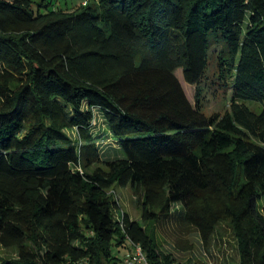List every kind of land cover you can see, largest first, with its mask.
<instances>
[{
    "label": "trees",
    "instance_id": "obj_1",
    "mask_svg": "<svg viewBox=\"0 0 264 264\" xmlns=\"http://www.w3.org/2000/svg\"><path fill=\"white\" fill-rule=\"evenodd\" d=\"M59 2L0 0V245L14 250L0 264H123L133 244L177 264L147 227L172 212L203 245L226 225L238 264H264V0ZM214 43L231 95L205 115ZM94 109L106 133L93 135ZM101 135L116 158L101 159Z\"/></svg>",
    "mask_w": 264,
    "mask_h": 264
},
{
    "label": "rangeland",
    "instance_id": "obj_2",
    "mask_svg": "<svg viewBox=\"0 0 264 264\" xmlns=\"http://www.w3.org/2000/svg\"><path fill=\"white\" fill-rule=\"evenodd\" d=\"M39 1V0H38ZM51 1L56 4L58 0H45V3ZM83 0H60L57 5L73 8L79 6ZM219 43L212 44L208 54V67L206 74L200 83L201 93V111L205 115L222 114L228 109V101L231 95L230 89L226 93L220 91L221 84L217 80L216 53L220 49ZM178 77L184 92L191 103L194 102V86L186 84L180 75V70H177ZM253 113L260 114L262 106L257 101H241ZM93 121L95 127L92 131L93 135L98 132L105 131L104 117L97 109L93 110ZM97 132V133H96ZM68 133H72L68 131ZM109 134V133H107ZM114 137L100 136L96 139V145L100 147L101 159L112 160L117 157ZM114 196L118 199L121 208L127 212L130 218L139 220L140 208L135 203L132 192L128 187L113 186ZM259 206H264V196L258 200ZM177 217V214L172 212L169 218L161 220L157 223L151 222L147 227L152 229L159 246V249L164 253H169L175 259L177 264H193L194 262L204 264H238V255L236 251L235 241L226 225H220L213 236L209 239L207 245H203L201 239L195 229L183 225ZM130 245L127 243L125 247L116 249L114 253L118 258H123L128 252ZM14 257L13 249H5L0 245V261L4 258Z\"/></svg>",
    "mask_w": 264,
    "mask_h": 264
},
{
    "label": "built area",
    "instance_id": "obj_3",
    "mask_svg": "<svg viewBox=\"0 0 264 264\" xmlns=\"http://www.w3.org/2000/svg\"><path fill=\"white\" fill-rule=\"evenodd\" d=\"M132 247V252L123 258V264H148L140 245L133 244Z\"/></svg>",
    "mask_w": 264,
    "mask_h": 264
}]
</instances>
